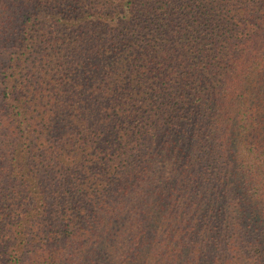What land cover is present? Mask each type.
Segmentation results:
<instances>
[{
  "label": "trees",
  "instance_id": "1",
  "mask_svg": "<svg viewBox=\"0 0 264 264\" xmlns=\"http://www.w3.org/2000/svg\"><path fill=\"white\" fill-rule=\"evenodd\" d=\"M0 264H264V0H0Z\"/></svg>",
  "mask_w": 264,
  "mask_h": 264
},
{
  "label": "rangeland",
  "instance_id": "2",
  "mask_svg": "<svg viewBox=\"0 0 264 264\" xmlns=\"http://www.w3.org/2000/svg\"><path fill=\"white\" fill-rule=\"evenodd\" d=\"M128 32H130V29L128 30ZM123 34H124V36H125L126 38L128 37L126 31H124Z\"/></svg>",
  "mask_w": 264,
  "mask_h": 264
}]
</instances>
